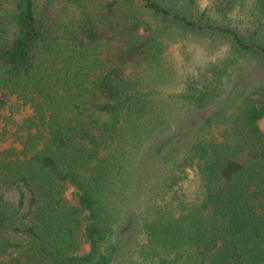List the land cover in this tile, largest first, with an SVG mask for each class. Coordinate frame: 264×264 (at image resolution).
Returning <instances> with one entry per match:
<instances>
[{
    "label": "trees",
    "instance_id": "16d2710c",
    "mask_svg": "<svg viewBox=\"0 0 264 264\" xmlns=\"http://www.w3.org/2000/svg\"><path fill=\"white\" fill-rule=\"evenodd\" d=\"M181 42L222 54L176 86ZM12 99L0 264H264V0H0Z\"/></svg>",
    "mask_w": 264,
    "mask_h": 264
},
{
    "label": "rangeland",
    "instance_id": "374dc122",
    "mask_svg": "<svg viewBox=\"0 0 264 264\" xmlns=\"http://www.w3.org/2000/svg\"><path fill=\"white\" fill-rule=\"evenodd\" d=\"M205 3L206 0H203ZM221 51L212 52L211 50H206L204 47L199 45H190L189 43L181 42L178 44L171 45L167 51V60L166 64L171 65L175 76V83L183 78L191 75H195L199 70L203 69L207 64L212 63L216 58L220 57ZM171 81V84L167 86L169 90L175 89V83ZM0 133L5 129L6 135L4 140H0V151L6 149H14L19 151L21 149L20 143L15 139V131L18 125H21L23 120L28 118L31 115V110L28 107L22 106L20 103H17L15 100L9 102L8 107L0 111ZM9 122L5 124V122ZM259 126L264 130V120L259 121ZM4 127V128H3ZM189 173V179L181 182V190L186 194H190L194 190V176L192 172ZM72 187L68 186V190L65 194L66 200L71 205H76V201L71 197ZM140 241V239H139ZM136 247L134 249V252ZM87 252V245L82 247L81 253ZM133 252V247L130 253ZM131 264H137L138 258L135 255H132V258L127 261Z\"/></svg>",
    "mask_w": 264,
    "mask_h": 264
}]
</instances>
